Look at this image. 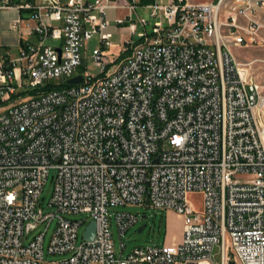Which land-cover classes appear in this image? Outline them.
Returning a JSON list of instances; mask_svg holds the SVG:
<instances>
[{"label": "built area", "instance_id": "1", "mask_svg": "<svg viewBox=\"0 0 264 264\" xmlns=\"http://www.w3.org/2000/svg\"><path fill=\"white\" fill-rule=\"evenodd\" d=\"M10 9L25 16L17 57L0 52V264H47L49 234L59 264H264V93L235 54L264 48V0H0ZM109 9L124 11L122 59ZM95 36L103 77L68 86ZM26 84L40 90L13 101ZM148 202L182 218L180 243L117 256L113 223L123 236L139 217L116 209Z\"/></svg>", "mask_w": 264, "mask_h": 264}, {"label": "rangeland", "instance_id": "2", "mask_svg": "<svg viewBox=\"0 0 264 264\" xmlns=\"http://www.w3.org/2000/svg\"><path fill=\"white\" fill-rule=\"evenodd\" d=\"M93 2L95 0H92ZM194 3H207L212 0H189ZM138 14L142 17H146L151 24L155 22L150 17V13L145 11L144 9H140L138 13L135 14V20H138ZM124 15V11L109 9L107 11L108 20L111 22L112 26L107 31L109 33L114 34V38L112 39L113 46L110 49L111 54L113 55V59L124 58V45L123 42L126 39L124 33L125 30L118 29L115 25V20L118 17ZM120 31V32H119ZM139 31H142L139 28ZM35 39V38H34ZM134 40L139 42L138 36H135ZM55 45V43H51ZM99 36H95L93 39L85 43L84 48L81 51L82 63L81 66L77 69L75 76H83L86 74H90L91 76L100 79L103 77L100 72V66L95 63L91 56L95 49L99 48ZM235 54L238 57L240 62L253 63L252 75L255 81L260 85L263 93H264V48H245L235 50ZM116 64L113 65L115 67ZM50 84L56 85L58 81L56 79L49 81ZM40 90V89H39ZM33 89L30 88L28 84L24 86L23 89H18V96L13 98L15 102H21L26 98L32 97ZM56 170H51L49 179L46 182L44 190L42 192V203L45 211H49V203L53 196L54 187H55V177ZM187 202L193 207L196 211L201 212L204 210V199L203 195L200 193H190L187 195ZM116 211L119 212H129L135 215H138V222L123 236H120V233L117 228L116 222L113 223L112 231L114 234V242H115V250L117 252V256H119L122 252V244H125L126 250L124 256H126L129 252H131L136 247H148L155 245H176L179 244L182 238V228H183V220L180 216L175 213H164L158 210L153 209L152 207H138V206H129V207H118ZM146 216V218H145ZM88 215L83 214L79 218L86 219ZM145 229L140 232V229ZM45 226H40L35 232L31 233L27 242H30L33 237L40 233V231L44 230ZM85 227L80 230V241L82 240L83 233ZM50 234L46 240V263L59 264L63 260L67 258V255H50L48 253L47 247L49 245ZM220 245L216 248L217 257H220ZM231 264H239L234 255L231 254Z\"/></svg>", "mask_w": 264, "mask_h": 264}, {"label": "crops", "instance_id": "3", "mask_svg": "<svg viewBox=\"0 0 264 264\" xmlns=\"http://www.w3.org/2000/svg\"><path fill=\"white\" fill-rule=\"evenodd\" d=\"M21 16H25V13L17 9L0 12V52L11 58L17 57L22 44L24 27L17 25Z\"/></svg>", "mask_w": 264, "mask_h": 264}, {"label": "water", "instance_id": "4", "mask_svg": "<svg viewBox=\"0 0 264 264\" xmlns=\"http://www.w3.org/2000/svg\"><path fill=\"white\" fill-rule=\"evenodd\" d=\"M60 55H61V50H58ZM84 82V78L83 76H77L75 78H72L70 80L67 81V85L68 86H75V85H80ZM150 206V203H147V207ZM146 218V216H145ZM146 226H144L143 228L140 229V232H142L145 229ZM95 234H96V223L95 221L91 222L90 226L87 228V231L85 233V239L88 241H92L95 238Z\"/></svg>", "mask_w": 264, "mask_h": 264}, {"label": "trees", "instance_id": "5", "mask_svg": "<svg viewBox=\"0 0 264 264\" xmlns=\"http://www.w3.org/2000/svg\"><path fill=\"white\" fill-rule=\"evenodd\" d=\"M53 89V85L52 84H49L46 88H44L43 90L44 91H50V90H52ZM37 91H39V89L37 90ZM37 91H33V94L35 95V94H37Z\"/></svg>", "mask_w": 264, "mask_h": 264}, {"label": "clouds", "instance_id": "6", "mask_svg": "<svg viewBox=\"0 0 264 264\" xmlns=\"http://www.w3.org/2000/svg\"><path fill=\"white\" fill-rule=\"evenodd\" d=\"M180 142L179 141H177V144H179Z\"/></svg>", "mask_w": 264, "mask_h": 264}]
</instances>
